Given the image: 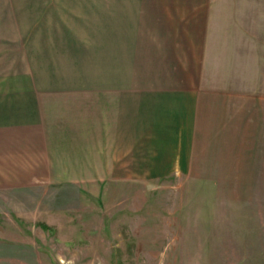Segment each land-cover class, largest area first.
I'll use <instances>...</instances> for the list:
<instances>
[{
    "label": "rangeland",
    "instance_id": "obj_1",
    "mask_svg": "<svg viewBox=\"0 0 264 264\" xmlns=\"http://www.w3.org/2000/svg\"><path fill=\"white\" fill-rule=\"evenodd\" d=\"M107 1L0 0V106L13 103L11 114L25 118L21 100L29 94L39 108L38 137L27 129L4 131L0 264H264V143L250 151L220 146L191 166H164L155 175L154 168H133L131 177H100L76 162L65 166L62 158L75 151L43 142V121L66 112L62 102L79 107L90 97L64 94L59 86L28 91L26 81L34 79L28 67L35 64L30 50L46 36L85 30L81 19L65 16L69 9L88 12L91 3ZM212 5L224 17L220 29L237 31L245 81L263 92L264 0ZM54 67L58 74L62 65ZM82 76L90 80V71ZM13 137L20 143L12 151Z\"/></svg>",
    "mask_w": 264,
    "mask_h": 264
},
{
    "label": "crops",
    "instance_id": "obj_2",
    "mask_svg": "<svg viewBox=\"0 0 264 264\" xmlns=\"http://www.w3.org/2000/svg\"><path fill=\"white\" fill-rule=\"evenodd\" d=\"M107 2L91 3L88 12L69 9L65 16L81 19L86 31L46 36L30 50L35 64L28 67L27 76L34 75L28 91L59 86L64 94L90 97L79 107L62 102L66 112L43 121L47 148L76 153L62 158L65 166L76 162L100 177H131L133 168H154L155 175L164 166H191L220 146L250 151L264 143V91L245 81L237 31L220 29L224 17L213 10L214 0ZM87 70L90 80L82 76ZM76 74L81 79L69 80ZM22 98L25 118L11 114L13 103L0 106V152L4 131L36 135L39 108L29 94ZM45 106L48 114L52 104ZM9 142L12 151L20 143L14 137Z\"/></svg>",
    "mask_w": 264,
    "mask_h": 264
}]
</instances>
